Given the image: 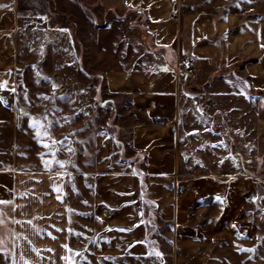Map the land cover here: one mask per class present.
<instances>
[{
  "label": "crops",
  "instance_id": "1",
  "mask_svg": "<svg viewBox=\"0 0 264 264\" xmlns=\"http://www.w3.org/2000/svg\"><path fill=\"white\" fill-rule=\"evenodd\" d=\"M42 1L0 0V127L15 102L45 121L0 130V264H264V0L78 4V98L60 107L6 96L26 35L50 36ZM45 58L29 73L52 76Z\"/></svg>",
  "mask_w": 264,
  "mask_h": 264
},
{
  "label": "rangeland",
  "instance_id": "2",
  "mask_svg": "<svg viewBox=\"0 0 264 264\" xmlns=\"http://www.w3.org/2000/svg\"><path fill=\"white\" fill-rule=\"evenodd\" d=\"M44 1L46 2V4L42 5L43 11H45V13L50 14L52 16V22L51 21L47 22V25L50 28L49 30L50 36L49 38H47V40L44 39L40 43L39 40H37L36 38L35 41L33 40L34 36L29 37L28 35H26L24 40L21 42V51H20L21 58L23 60V65H25V68L23 69L24 70L26 69V71H23L21 73L22 80L20 84L16 87V89L13 92H9L8 94H6V96L11 97L15 94L19 98L24 97L25 99H30L31 97L38 95L39 96L53 95L55 96V103H54L55 107H60L58 101L65 102L66 100H67V104L69 103V106H73L72 99H74L75 101L78 98L77 97L78 92H77V83H73L72 79L76 80L75 72L76 69L80 67V60L76 52L80 53L81 51L82 32H83L82 30L83 24H81L77 19L78 15H77L76 6L83 2L87 5H91V3L94 0H44ZM190 1H194V0H190ZM197 1L203 3L205 0H197ZM29 2L32 3L33 5L34 4L40 5V3L43 1L29 0ZM260 4L261 7L258 9L264 11V7H262L263 6L262 3ZM78 10L79 12L81 11L80 8H78ZM88 15L90 17L93 16L92 13L90 12H88ZM99 16L100 17H97L98 23H103L106 17L103 15H99ZM85 19L88 21V17L87 18L85 17ZM92 19L94 18L92 17ZM27 31L28 29L26 30V25L22 27L23 33ZM65 31L67 32L69 39L65 38V36H63L62 39H59L58 37L60 36V33L61 32L63 33ZM70 52H72V54ZM35 54L36 55L38 54L42 57L44 56L48 57L45 59L49 60L47 65H48V70L50 69L53 72L52 76L48 75L47 73L45 75V73L41 72V70L45 71L44 67L41 68V70L29 73L28 71L30 70L29 68L35 63L34 61ZM71 77L72 79H69ZM186 87L190 90H193L192 84L189 81L187 82ZM67 104H64L63 107H66ZM31 107L32 105L30 106L16 102L9 104L8 108L10 110L7 111L6 113L11 112V114L13 115V119L8 118V116H5L3 118V123L0 127V130H4L9 133H12L18 130L27 131L28 129H32L33 125L35 126L38 125L42 129L45 128V121H41L34 118V115L36 113L32 111ZM6 113L4 112V114ZM107 114L109 117L111 115L110 111H107ZM26 117L29 118L26 119ZM56 122L57 121H52V123L50 122L49 125L47 124V126L49 128L56 127L57 126ZM68 122L69 121H65L59 124H62V126H64V124ZM71 123H73V121ZM102 127H104L103 123H102ZM69 156L73 159L75 158V155L71 152L69 153ZM53 161L57 163L59 161L58 156H56L53 159ZM156 260L159 261V263L162 261V259L160 257L158 258L157 256H156ZM99 264H145V263L142 261L126 260V259L125 260L112 259L111 261L102 259L100 260Z\"/></svg>",
  "mask_w": 264,
  "mask_h": 264
},
{
  "label": "built area",
  "instance_id": "3",
  "mask_svg": "<svg viewBox=\"0 0 264 264\" xmlns=\"http://www.w3.org/2000/svg\"><path fill=\"white\" fill-rule=\"evenodd\" d=\"M194 65H195L194 58L191 56L180 60L179 68L182 74V78H185L184 75L190 78L195 74ZM188 90L191 91L190 89Z\"/></svg>",
  "mask_w": 264,
  "mask_h": 264
},
{
  "label": "snow or ice",
  "instance_id": "4",
  "mask_svg": "<svg viewBox=\"0 0 264 264\" xmlns=\"http://www.w3.org/2000/svg\"><path fill=\"white\" fill-rule=\"evenodd\" d=\"M249 2H250V0H249ZM6 87H7L6 84H0V89H4ZM33 127H35V125H33ZM0 203H4V202L3 201H0Z\"/></svg>",
  "mask_w": 264,
  "mask_h": 264
}]
</instances>
